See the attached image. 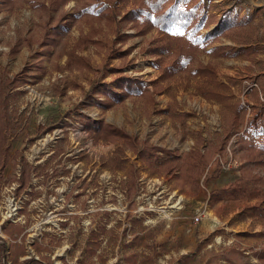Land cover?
<instances>
[{
	"label": "rangeland",
	"instance_id": "obj_1",
	"mask_svg": "<svg viewBox=\"0 0 264 264\" xmlns=\"http://www.w3.org/2000/svg\"><path fill=\"white\" fill-rule=\"evenodd\" d=\"M95 1L0 0V264H264L261 199L210 197L243 167L264 177L242 145L264 131V0L182 3L211 12L200 33L226 10L249 18L197 52L211 76L161 75L171 56L152 48L173 51L187 28L141 31L123 17L135 0H104L105 11ZM120 74L144 90L104 108L95 88ZM217 81L225 99L200 92ZM96 119L177 152L176 172L197 148L206 160L198 191L153 172L123 140L96 138L84 127Z\"/></svg>",
	"mask_w": 264,
	"mask_h": 264
},
{
	"label": "trees",
	"instance_id": "obj_2",
	"mask_svg": "<svg viewBox=\"0 0 264 264\" xmlns=\"http://www.w3.org/2000/svg\"><path fill=\"white\" fill-rule=\"evenodd\" d=\"M14 1V0H11ZM17 1V0H16ZM181 1V2H180ZM96 7L99 11L107 9V2L96 0ZM188 0H135V7L127 10L123 17L135 20L141 26V31L150 27H158L160 30H171L172 28H187L189 35H176L177 46L173 51H169L166 46L155 45L152 51L158 54L168 52L171 61L162 69L161 75L172 74L178 71H189L192 76L214 74L213 66L207 62L194 64V57L203 46L213 42L221 35L228 34L235 27L244 25L249 18H238V15L226 10L220 15L216 24L208 28L204 33H200L201 27L209 22H214L211 12H207L197 3L192 5H182ZM62 26V23H60ZM250 33L243 36V43L251 45ZM208 84V82H207ZM209 85V84H208ZM202 86L200 92L207 97H214L217 100L226 98L222 90L223 83L215 82L213 86ZM145 87L144 80L130 77L123 74L118 75L112 82H100L95 89L105 94V100H99L101 106L110 107L113 103L122 101L129 95L140 94ZM4 101L0 100V147L5 143L4 136ZM84 127L94 134L96 138L123 140L134 154L148 165L156 173L163 171L175 173L174 178L180 181L181 186H189L193 192L199 189L196 175L200 174L205 164V157L197 148H192L181 161V168L176 172V162L181 159V155L169 148L153 144L147 140L139 139L131 135L119 126L113 125L103 119L87 120ZM249 150L247 160L253 164L264 165V131H260L252 142L246 141L242 144ZM163 153V156L160 154ZM2 167V166H0ZM211 199L219 201L223 198L234 200H247L249 198H259L264 204V177L255 175L248 167L241 168L240 176L232 182L220 187L211 193ZM257 210V208H253ZM260 257L264 260V251Z\"/></svg>",
	"mask_w": 264,
	"mask_h": 264
},
{
	"label": "built area",
	"instance_id": "obj_3",
	"mask_svg": "<svg viewBox=\"0 0 264 264\" xmlns=\"http://www.w3.org/2000/svg\"><path fill=\"white\" fill-rule=\"evenodd\" d=\"M251 85H255V83H249V82H247V84L245 85V88L248 89L249 86H251ZM260 97L261 98H264V97H262V95H260ZM241 103H242V106L244 108H246L247 113L250 114L251 113L250 112V107H251L250 102H248L247 104H245V101L242 100ZM230 159H232V158H230ZM233 161H235V159H233ZM222 164L224 165V163H222ZM230 164H231V162L228 161L227 164H226V166L229 167ZM14 210H15V212H14ZM8 211H9L8 212V215L11 216L13 213L15 214L17 212V207L9 208ZM204 211H205L204 209L196 208L195 213L193 215L195 221H198L204 215Z\"/></svg>",
	"mask_w": 264,
	"mask_h": 264
},
{
	"label": "crops",
	"instance_id": "obj_4",
	"mask_svg": "<svg viewBox=\"0 0 264 264\" xmlns=\"http://www.w3.org/2000/svg\"><path fill=\"white\" fill-rule=\"evenodd\" d=\"M221 176L223 177V179L224 178H226L228 175H227V173H223V174H221ZM234 178H236V175L234 176ZM199 195H200V191L197 193V198L199 197ZM229 202H230V200H229ZM238 211V208H230L229 210H227V211H224L225 213L224 214H229V215H232V214H235L236 212ZM220 213H222V210L220 211ZM222 216H223V214H222ZM248 223L249 222H247L245 225H248ZM232 229V231L234 232L235 230H233V228H231ZM255 230V229H254ZM193 246V244L192 243H187V244H185V245H183V249H187L188 247H192ZM181 250V249H180Z\"/></svg>",
	"mask_w": 264,
	"mask_h": 264
},
{
	"label": "snow or ice",
	"instance_id": "obj_5",
	"mask_svg": "<svg viewBox=\"0 0 264 264\" xmlns=\"http://www.w3.org/2000/svg\"><path fill=\"white\" fill-rule=\"evenodd\" d=\"M181 35H182V33H181Z\"/></svg>",
	"mask_w": 264,
	"mask_h": 264
},
{
	"label": "bare ground",
	"instance_id": "obj_6",
	"mask_svg": "<svg viewBox=\"0 0 264 264\" xmlns=\"http://www.w3.org/2000/svg\"><path fill=\"white\" fill-rule=\"evenodd\" d=\"M45 140V139H44Z\"/></svg>",
	"mask_w": 264,
	"mask_h": 264
}]
</instances>
